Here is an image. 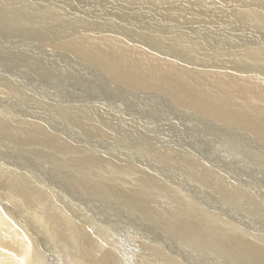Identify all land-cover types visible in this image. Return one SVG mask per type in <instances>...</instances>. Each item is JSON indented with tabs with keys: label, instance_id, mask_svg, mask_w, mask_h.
Returning <instances> with one entry per match:
<instances>
[{
	"label": "bare ground",
	"instance_id": "6f19581e",
	"mask_svg": "<svg viewBox=\"0 0 264 264\" xmlns=\"http://www.w3.org/2000/svg\"><path fill=\"white\" fill-rule=\"evenodd\" d=\"M31 1L0 0V264H264V0Z\"/></svg>",
	"mask_w": 264,
	"mask_h": 264
},
{
	"label": "rangeland",
	"instance_id": "374dc122",
	"mask_svg": "<svg viewBox=\"0 0 264 264\" xmlns=\"http://www.w3.org/2000/svg\"><path fill=\"white\" fill-rule=\"evenodd\" d=\"M31 1V0H30ZM44 1V0H43ZM53 1L54 0H46L45 2H47V3H53ZM32 2V1H31ZM38 1H36V3H37ZM96 2V3H95ZM86 5H87V7H86V9H85V6L82 4V3H80V4H76V3H72V4H70L69 5V7H71V8H74V9H72L71 11H75V10H79V11H83V10H85V12L86 13H93L94 15L93 16H98V15H100L102 18H111V19H116V20H118V18L121 16V20H120V22H123V19H127L128 18V16H129V10H127V9H125V8H123V7H121V6H117V5H113V4H111L110 3V1H108V0H88L86 3H85ZM83 6V7H82ZM88 9H91V10H88ZM120 11H124L123 12V14H121V12ZM128 11V12H127ZM140 14V12H138V15ZM143 15H144V21H146V23H147V25L146 26H148L149 28H154V27H158L159 28V26H161L162 24L161 23H159L157 20H155V19H151V18H149L148 16H147V14H144L143 13ZM143 18V17H142ZM148 21L149 22H151L150 24H148ZM255 35H257V36H263L264 34H261V33H256ZM4 37H7V36H4ZM10 38V37H9ZM12 39V38H11ZM254 39H257V40H259V38H257L256 36H255V38ZM15 40V39H14ZM16 41V40H15ZM39 45H41L40 44V42H38V46ZM18 49V48H17ZM42 51V49H38V54H40V55H38V60H44V57L43 56H45L46 57V54H44L43 52H41ZM41 54H43V56H41ZM50 58V57H49ZM54 61V63H58V58H54L53 60H51V62H53ZM68 61V62H67ZM64 62L66 63H68V64H71V62L69 61V60H67V59H64ZM66 63V64H67ZM19 66V65H18ZM21 67L23 66V69L25 70V67H24V65H20ZM19 66V67H20ZM54 66H55V64H54ZM57 66H58V64H57ZM16 67H17V65H16ZM56 68V70H57V68L58 67H55ZM49 72H50V74H49ZM43 73H46V75L48 76V78H49V76H52L51 77V79H52V81L54 82V85L55 86H59L60 87V85L63 83V81H62V77L64 78V80L67 82V80L65 79V77L64 76H59V75H57L55 72H53V71H49V69L47 68V69H45V70H43ZM58 87V88H59ZM102 88H105V90H108V91H111V89H107V88H109L107 85H102ZM188 121V120H187ZM185 128H186V130H188L187 129V125H185ZM191 131H193V129H191ZM197 131H198V135H199V137L203 140V142H204V149H206V148H208V149H210V151L211 152H214V149H216V150H218L219 152H222L223 153V150H225V152H224V154H226V155H229V162H231V161H233L236 157L238 158L237 160L235 159V162L237 161V164H239V165H241L242 167H244V170L246 169L247 170V168L249 169V170H251V168L252 167H255V163H256V160H253V161H243V158H241L240 156H238V154H235V146H232L233 145V143H234V141H227V144H229L227 147H225V146H221V147H219L220 146V144L222 143V141H224V139H232V138H228V134H221V136L220 135H218V134H220V132L218 133V134H215L214 132H216V131H211L210 133H209V129H207V128H204V127H198L197 128ZM205 133V134H204ZM193 136V135H192ZM208 138H210L209 140H207ZM212 139V140H211ZM244 142H247L246 140H244ZM236 145H240L241 146V148L240 149H242V147H243V145L244 146H247L245 143L243 144V140H242V142H237V144ZM239 146V147H240ZM239 147H236V148H239ZM259 151V150H258ZM241 152V151H240ZM262 153V152H261ZM213 154V153H212ZM235 154V156L236 157H234V158H232L231 157V155H234ZM231 160V161H230ZM248 162V163H247ZM245 163V164H244ZM264 163V162H263ZM30 164V163H29ZM31 165V164H30ZM262 181H264V177H262V179H261ZM263 183V182H262ZM222 202L219 200V201H214L213 202V207L214 208H216V209H219L221 212L225 209L223 206H222V204H221ZM240 215H241V220L243 219H245L246 217H248L247 215H243V213H241L240 212ZM102 218V220H104V218L103 217H101ZM250 218H252L253 219V224L255 225L254 227H252L253 229H257V230H264V218H261V219H259V218H256V217H254V216H250ZM107 230H109V227H107ZM112 230H115V229H112ZM119 230H133L131 227H129V228H125V227H121L120 225H119Z\"/></svg>",
	"mask_w": 264,
	"mask_h": 264
}]
</instances>
